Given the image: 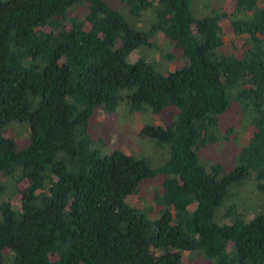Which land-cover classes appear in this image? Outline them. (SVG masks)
Here are the masks:
<instances>
[{"label":"trees","instance_id":"trees-1","mask_svg":"<svg viewBox=\"0 0 264 264\" xmlns=\"http://www.w3.org/2000/svg\"><path fill=\"white\" fill-rule=\"evenodd\" d=\"M224 1L120 0L122 13L106 0H0V264H264V0H230V14ZM123 103L161 116L141 136L168 146L164 166L103 154L94 120ZM228 111L252 137L228 162H201L237 135ZM155 179L151 219L128 199Z\"/></svg>","mask_w":264,"mask_h":264},{"label":"rangeland","instance_id":"rangeland-1","mask_svg":"<svg viewBox=\"0 0 264 264\" xmlns=\"http://www.w3.org/2000/svg\"><path fill=\"white\" fill-rule=\"evenodd\" d=\"M212 1L215 3L219 0ZM106 2L109 6L121 11L122 13L127 12L120 0H106ZM221 6L222 9H224V11L228 14L232 13L233 1L226 0L221 3ZM78 12H81V15H84L88 13V8L82 5L80 6V8H78L77 14ZM129 23L134 28H141L140 24L131 19H129ZM221 25L223 27V31L225 34L224 39L226 40V42L229 45H231V42H233L237 49L239 48L240 51L242 42L240 39L232 37L230 22L224 20L221 22ZM165 43L166 40L162 36L159 37L158 44L164 46ZM226 47L227 50H231L232 48L228 45ZM142 51H146V47L140 48L139 50L135 51L130 57L131 62L134 63L138 58H140ZM149 52L146 55L151 56L150 60H152L153 55L159 54L158 51H154L153 53ZM181 54V51L175 52V58H173L169 65H167V69L173 71L182 67L183 64L180 60ZM157 62L159 63L157 64V66L154 65V62H152V65L158 72L165 73V63L161 61ZM160 63H163V65H161ZM125 103L122 104V106L118 109V112H116L115 114L99 111L96 119L94 120L91 134L95 139L99 140L103 154L106 155L112 153L114 150H121L130 156H133L137 159H142L148 164L149 167L153 169L164 166L170 157L168 146H161L153 140L141 136V130L144 125L149 123L155 125L163 124L161 116L152 115L151 113L146 112L131 113L127 108H125L127 104ZM176 112H178L177 109ZM230 114L233 115L232 120L237 124V135L233 136L230 142L225 145L222 144L220 147L215 149L208 148L206 150H203L200 154L201 162H206L208 164H214L221 161L223 163L228 162L230 161V158L238 155L245 143L252 137V132L249 126L241 130L243 124L240 123V116L235 111H228L222 116L223 125H226L225 123L227 120L228 122H230ZM13 124L16 127L25 125L23 129H18L13 134L17 139L21 141L20 146L26 147L28 144L29 132L25 129L28 124H19L18 122ZM28 128L30 129L29 126ZM7 135H9V133ZM158 181L159 179L144 182L143 185H145V189L142 191L141 195L138 197L132 196L128 199V202L131 205L148 210V212H150L151 219L159 218L162 212V209L153 202V195L159 189L160 185L157 184ZM255 201L256 200L252 202ZM14 202L18 204L20 202V197L17 196L14 199ZM215 221L218 222L217 215L215 217ZM183 259L184 264H211L210 261L198 258L197 256L190 253H186Z\"/></svg>","mask_w":264,"mask_h":264}]
</instances>
